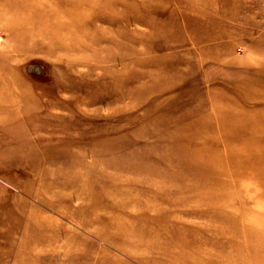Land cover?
<instances>
[{
	"label": "rangeland",
	"instance_id": "rangeland-1",
	"mask_svg": "<svg viewBox=\"0 0 264 264\" xmlns=\"http://www.w3.org/2000/svg\"><path fill=\"white\" fill-rule=\"evenodd\" d=\"M0 264H264V0H0Z\"/></svg>",
	"mask_w": 264,
	"mask_h": 264
},
{
	"label": "bare ground",
	"instance_id": "bare-ground-1",
	"mask_svg": "<svg viewBox=\"0 0 264 264\" xmlns=\"http://www.w3.org/2000/svg\"><path fill=\"white\" fill-rule=\"evenodd\" d=\"M20 16V15H19ZM21 17V16H20ZM38 22V21H37ZM28 30V29H27ZM42 30V29H41Z\"/></svg>",
	"mask_w": 264,
	"mask_h": 264
}]
</instances>
